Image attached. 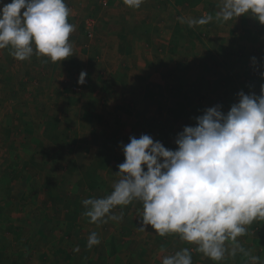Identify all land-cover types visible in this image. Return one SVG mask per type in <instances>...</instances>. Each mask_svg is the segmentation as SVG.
Returning <instances> with one entry per match:
<instances>
[{"label":"rangeland","instance_id":"374dc122","mask_svg":"<svg viewBox=\"0 0 264 264\" xmlns=\"http://www.w3.org/2000/svg\"><path fill=\"white\" fill-rule=\"evenodd\" d=\"M66 3L74 56L18 61L0 49V79L27 82L11 91L0 83V264H86L92 256L104 264L112 233L128 247L120 264H161L182 248L192 264H249L240 252L213 261L175 234L140 231L137 201L113 209L122 221L97 223L83 215L81 201L112 191L130 137L147 134L175 150L177 134L204 109L219 104L226 113L240 91L259 95L264 25L249 16L196 27L178 19L215 16L218 0H146L137 11L123 0ZM82 70L86 83L79 85ZM93 90L95 118L86 115ZM246 227L237 239L264 264V221ZM92 232L101 243L89 248Z\"/></svg>","mask_w":264,"mask_h":264},{"label":"clouds","instance_id":"9594fccd","mask_svg":"<svg viewBox=\"0 0 264 264\" xmlns=\"http://www.w3.org/2000/svg\"><path fill=\"white\" fill-rule=\"evenodd\" d=\"M143 2L123 0L136 9ZM70 13L66 0H0V49L10 48L18 61L34 54L47 58L45 63L69 59L74 56L69 37L75 31ZM241 16L264 25V0H218L215 16L178 19L196 27ZM251 61L257 64L256 57ZM86 76L82 70L77 83L85 84ZM237 95L226 113L217 104L195 117V126H184L175 150L147 134L121 144L125 159L118 165L119 180L107 196L82 200L83 215L90 223L120 222L123 215L112 214L113 209L137 201L143 206L140 231L151 226L161 237L175 234L213 261L240 252L249 264H260L237 238L246 235V226L264 221V84L259 95ZM100 243L98 234L90 233L87 246ZM161 264H192V253L182 248Z\"/></svg>","mask_w":264,"mask_h":264},{"label":"crops","instance_id":"0c3cea01","mask_svg":"<svg viewBox=\"0 0 264 264\" xmlns=\"http://www.w3.org/2000/svg\"><path fill=\"white\" fill-rule=\"evenodd\" d=\"M144 1H146V0H144ZM125 8L129 11V7L128 6H125ZM134 11H137V10H139V9H133ZM149 10V9H148ZM204 78V77H203ZM208 77H206V79H207ZM1 79H3V78H1ZM0 79V80H1ZM22 80H23V78H22ZM13 81V82H12ZM211 81V78L209 79V81L208 82H210ZM3 82H5V84L3 83ZM1 83V85L4 87V88H8V89H10V91L13 89V88H16V87H21V89L23 88V86H26V84H27V82H24V80H23V82H19L18 80H9V79H3L2 80V82H0ZM208 84V83H207ZM232 84H234V83H232ZM232 84H230V85H232ZM14 85H18V86H16V87H14ZM236 85H237V83H236ZM143 87V86H142ZM239 89H240V87H239ZM207 90H208V88H207ZM19 91H21V90H19ZM96 90H93V92L90 94V98H89V96H88V101L86 102L87 104H89L90 102L91 103H93V107H92V110H93V112H87L86 113V115H87V117H89L90 115H91V117L92 118H95L96 116L95 115H93L92 113H95L96 112V109H98V106H99V102H100V100H97V96L95 95V92ZM152 91V90H151ZM150 90H146V88H145V93H150L151 92ZM16 92V91H15ZM15 92H12L13 94H15ZM23 93V92H22ZM89 95V94H88ZM29 99H31V94L29 95ZM35 101H37V99L35 100ZM103 101H105V99H103ZM89 102V103H88ZM106 102V101H105ZM77 106H80V104L79 105H77ZM96 113H99V112H96ZM121 113V112H120ZM83 116H84V114H83ZM121 243H123L122 241H120V238L119 237H117L114 233H112L111 234V237H110V240L107 242V248H106V251H105V253H106V255L105 256H103V259H101L102 261H103V263L104 264H112L113 262H115L116 264H120V262H121V259L123 258V260L127 257V256H125V253H124V251H126V248H128L127 247V244H125V246H124V243H123V245L121 244ZM122 245V246H121ZM86 247H87V243H86ZM128 250V249H127ZM72 251L73 250H71V251H69L68 252V258L70 259V263L72 262L71 260L73 259V256H74V254H72ZM130 257V256H129ZM88 259V262H86V264L88 263V264H98V262L100 261L98 258H96V259H94L93 258V256L91 257V258H87ZM99 260V261H96V260Z\"/></svg>","mask_w":264,"mask_h":264},{"label":"trees","instance_id":"16d2710c","mask_svg":"<svg viewBox=\"0 0 264 264\" xmlns=\"http://www.w3.org/2000/svg\"><path fill=\"white\" fill-rule=\"evenodd\" d=\"M247 82H250V81H247V80L245 81V80H244V84H246Z\"/></svg>","mask_w":264,"mask_h":264}]
</instances>
